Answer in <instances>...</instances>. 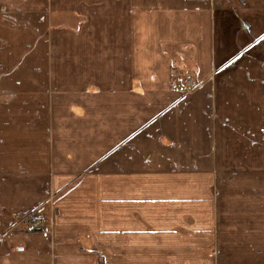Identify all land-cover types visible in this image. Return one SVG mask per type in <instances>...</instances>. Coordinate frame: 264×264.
<instances>
[{"label":"crops","instance_id":"obj_1","mask_svg":"<svg viewBox=\"0 0 264 264\" xmlns=\"http://www.w3.org/2000/svg\"><path fill=\"white\" fill-rule=\"evenodd\" d=\"M262 37L264 0H0V264H264Z\"/></svg>","mask_w":264,"mask_h":264},{"label":"rangeland","instance_id":"obj_2","mask_svg":"<svg viewBox=\"0 0 264 264\" xmlns=\"http://www.w3.org/2000/svg\"><path fill=\"white\" fill-rule=\"evenodd\" d=\"M62 21L63 20L55 19L52 22L53 23L52 27L53 28H62L63 25H68V24L71 27H74L75 26L73 24V21L74 20H69L70 21L69 23L68 22H63L62 23ZM83 21H84L83 18H81L79 20L77 19V22H79V23L80 22H83ZM75 31H78V28H76ZM245 181H246L245 183L244 182H239V184H236L235 182H231V183L228 184V186H230V187H234V186H238V185L239 186H248V185H253L254 184V181H252V180H249L248 179V180H245ZM257 186H263L264 187V178H259L257 180ZM258 197H260V196H258ZM242 201L244 202V200H242ZM23 219L26 220L27 222L31 223L32 224V228L37 229L38 228V225H39L38 222H40L39 219H41V216H40V213H37L36 215L34 213H28V214H25L23 216Z\"/></svg>","mask_w":264,"mask_h":264},{"label":"built area","instance_id":"obj_3","mask_svg":"<svg viewBox=\"0 0 264 264\" xmlns=\"http://www.w3.org/2000/svg\"><path fill=\"white\" fill-rule=\"evenodd\" d=\"M196 82L192 74H186L183 78L175 82V87L185 92L195 88Z\"/></svg>","mask_w":264,"mask_h":264},{"label":"snow or ice","instance_id":"obj_4","mask_svg":"<svg viewBox=\"0 0 264 264\" xmlns=\"http://www.w3.org/2000/svg\"><path fill=\"white\" fill-rule=\"evenodd\" d=\"M262 38H264V37H262Z\"/></svg>","mask_w":264,"mask_h":264},{"label":"trees","instance_id":"obj_5","mask_svg":"<svg viewBox=\"0 0 264 264\" xmlns=\"http://www.w3.org/2000/svg\"><path fill=\"white\" fill-rule=\"evenodd\" d=\"M176 82V81H175Z\"/></svg>","mask_w":264,"mask_h":264}]
</instances>
